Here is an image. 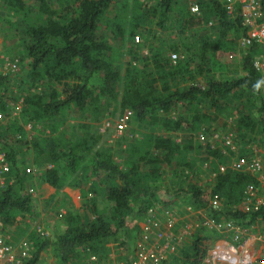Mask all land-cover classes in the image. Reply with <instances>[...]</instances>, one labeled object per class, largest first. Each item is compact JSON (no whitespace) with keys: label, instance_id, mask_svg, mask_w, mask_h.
Returning <instances> with one entry per match:
<instances>
[{"label":"trees","instance_id":"obj_1","mask_svg":"<svg viewBox=\"0 0 264 264\" xmlns=\"http://www.w3.org/2000/svg\"><path fill=\"white\" fill-rule=\"evenodd\" d=\"M0 1L4 3L8 13L20 17L19 22L9 21V25L17 29L24 25L20 32L22 42L25 43L24 57L29 67V76L32 81L41 84L39 90L26 94L22 99L23 115L27 116L29 122H33L35 132L38 128L53 123L67 110L79 114L84 110L95 111L97 103L115 98L119 92V84H122L121 110L107 119L113 122L123 116L125 109L130 110L131 116L123 130L130 131L128 138L134 137V129L131 131L129 125L133 122L153 125L161 121L163 129L190 132L199 128V131L201 126L199 127L198 122L209 118L206 115L198 116L197 108L201 103L216 108L212 118H216L228 107L234 113L230 112L228 117L234 120L233 138L237 135V142H234L238 150H230L223 142L227 157L248 160L258 150L264 173V95L260 73L252 66L254 55L259 49L257 46L242 49V74L239 76L221 79L211 71L214 66L212 56L216 53L231 57L229 52L238 45L237 39L244 29L243 15H227L220 0H198L199 15L190 14L184 0L179 7L175 0H158L149 15H157L161 19V25L165 24V20H170L169 17L173 18L180 35L176 37L168 33V38H176L169 43L173 48L169 47L168 50H180L181 58L173 64L168 57H163V50L156 47L151 50L150 71L144 67H126L123 73L107 54L111 49L107 37L113 40L120 37V23H114L113 20L109 27L104 24L105 30L98 24L100 19L109 14L111 7L116 11L113 16L115 18L120 13L118 8L126 0H123V4L121 0H70L57 8L51 7L47 0H33V14L38 17L37 21L29 18L32 11L26 10L23 0ZM144 7L145 4H142L140 9L143 10ZM202 13L208 16L204 15L203 18ZM133 19L132 27L135 29L139 24L144 30L141 23L147 26L150 18L146 16L140 19L134 16ZM210 20L213 22L212 26L207 25ZM203 23L206 25L205 30L210 31L209 34L198 40L194 39L195 35L189 31ZM133 28L130 29L132 42L135 36ZM232 31L234 35L230 38ZM137 32L141 35V30ZM139 42L135 43L140 44ZM7 81V72L1 70L0 84ZM35 85L31 82L28 87ZM178 104L184 110L181 115L175 119L162 117ZM3 116H12V119L17 120L5 101L0 100V118ZM107 119L99 123L101 132L113 129L104 125ZM8 121L9 119L4 120ZM87 126L86 122L77 120L69 131V144L61 154L55 149V143L51 147L45 143V139L33 141L34 135L31 139L28 138L33 141L31 146L27 139L28 133L20 129H16L8 138L0 131V151L5 152L12 167L11 173L15 177L13 183H7L0 190V232L16 240L23 231L30 229L40 213L34 204V188L26 182L35 173H27L24 161L16 160L17 142L26 149L33 146L39 148L28 165L34 169L42 168V164L50 165L51 167L43 169L42 175L45 174L46 181L56 188L66 181L58 166V161L64 158L67 176L74 178L69 185L79 191L81 198L77 208L70 203L71 205H65L67 211H56L59 213L56 217L59 228L46 223L47 227H52L49 236L30 232L33 255L26 264H36L41 252L47 249L54 255L55 264H89L91 257H97V261L102 263L112 260L133 261L137 245L135 242L143 232L140 223L145 224L150 211L161 214L165 206L176 207L175 199L181 194L188 196L194 210L201 209L209 216L219 217L222 223L253 224L260 228L264 226V206L258 211L249 212L241 205L246 187L258 184L251 173L231 170L221 172L217 168L210 188L201 187L195 182L186 187L179 185L168 191L166 185L159 180V171L164 165L172 164L174 160L186 165L184 158L189 159V154L194 149L204 150L208 155H222V151L218 150L222 141L217 143L218 139L214 141L207 136L206 142L202 143L197 136L194 135L196 140L190 135L185 142L176 140L180 142L176 143L167 133H149L142 142L135 139L127 145L122 165L114 160L113 153L106 149L95 150L88 144ZM207 128L209 127L205 131ZM251 142H255L252 145H256V148L247 146ZM145 144L146 149L143 148ZM57 146L62 150L59 144ZM176 156L183 157L176 159ZM190 161L189 159L188 163ZM101 197L105 202L102 208L98 207ZM214 199L219 201L220 208H212L210 201ZM177 214L181 216L182 212ZM126 217H134L132 229H128ZM183 224L184 219L181 218L174 224V231L181 235V241L169 263L198 264L210 241L218 237L221 229L203 225L184 230ZM129 235H134V242L128 239ZM113 242L114 250H110L109 244ZM114 251L115 258H109Z\"/></svg>","mask_w":264,"mask_h":264},{"label":"rangeland","instance_id":"obj_2","mask_svg":"<svg viewBox=\"0 0 264 264\" xmlns=\"http://www.w3.org/2000/svg\"><path fill=\"white\" fill-rule=\"evenodd\" d=\"M23 1L25 3L26 10L30 9L32 11V13L30 14L32 16L29 18L34 21L39 20L38 17L33 14L34 1ZM68 1L70 0H47L50 6L54 8H57L60 4H64ZM157 1L158 0H126V3L118 8L120 13H117V16L115 18H113V16L116 15V11L113 7H111L109 9V14L106 15L103 19L99 20L98 25L103 30H105L104 24L109 27L108 25H110L113 20H115L114 23H120V37L114 40L111 37H107V40L111 44V49L107 52V54L109 59L114 63V65L119 68L121 73H123L126 67H131L133 69L136 67H144L145 69H147V71H150L151 66L149 65V61L151 60V50L153 51L156 47L162 49L163 57H168L173 64L176 63L179 58H181V53H179L180 50L178 52L168 50L169 47L173 48L172 46H169V43L171 41H175L174 39H176H173V37L168 38V33L170 32L169 35H174L176 37L180 35L175 22L172 20L173 18L169 17L171 19L165 20V24L161 25V19L158 18L157 15H149V13L153 11ZM188 1L190 0H184L186 4L188 3ZM121 3L123 4V0H121ZM141 3L145 4L143 10L140 9V6H142ZM182 3L183 0H175V4L178 7L180 5L182 6ZM204 15L208 16L207 14L202 13L203 18L205 17ZM134 16H137L138 18L140 17V19H143L146 16L150 18L147 26H143V23H141V27L145 28L146 30H142L139 24L135 29L132 27V24L136 19V17L135 19H133ZM210 17H212V15ZM9 21L19 22L20 17L8 13L6 6H4V3L0 1V71H6L8 76V81L4 84H0V100L5 101L6 105L12 110V115H14V117H17V120L12 119V116H3L4 118H0V131L5 138L10 137L16 129H20L24 133H28L27 139H31L32 135H34L33 141L45 139V143L50 144L51 147L53 143H55V149L58 151L59 154H61L69 144L68 135L70 133L69 131L71 130V127L75 125L77 120H81L88 124V144L95 150L99 151L102 149H106L110 153H113L114 160H116V162L122 165L124 164V159L126 157L127 145L129 143L134 142L135 139H137L138 142H142L143 138L149 133L153 135L156 133H167L172 137V139L180 142H185V140L188 139L190 135H192V137L196 139L195 136H197L199 128L197 130L195 129V131L190 132L187 130L173 131L169 129H163L161 121L158 122L159 124L153 125H145L140 124L138 122H133L132 124H129L131 127V131L132 128L134 129V134H132V136L134 137L132 138H128L129 136H127V134H130V131L116 133L114 129H110V131L103 130L104 132H101L99 125L101 120L107 119V117H113L116 112L118 113L119 110H121L120 104L122 100V95L120 86L122 84H119V92L116 97L107 101L104 100L105 103H97L96 107H94L95 111L84 110V112L79 114V112L67 110L66 112L61 114L60 117H57L53 123H50L49 125H47V127L38 128L37 132H35V125L33 124V122H29L27 120V116L23 115L22 99L25 97L26 94H30L39 90L41 84H37V81H32V78L29 76V67H27L26 58L24 57L25 43L22 42V32H20L23 30L22 26L24 25H20L19 29H17L13 26H10ZM204 23L203 25L201 24L200 26L195 27L189 31V33L192 32L195 35L194 39L198 40L199 38H202V36L209 34L210 31L205 30L206 25L204 26ZM214 24H216L215 21ZM132 28L134 29V35H138L140 32L137 31L141 30V35L139 34L140 44H137L138 42H132L130 35V29ZM124 32H126L125 35ZM233 35L234 31L230 33L229 37L231 38L233 37ZM197 40H195V45H197ZM229 55L232 56L227 57L226 54L218 55L216 53L215 56H212L211 61L214 63V66L211 67V71L215 72L216 77H219L221 79H228L242 74L241 60L243 57V51L239 43L235 46L233 51L229 52ZM152 72H154V70H152ZM31 82L36 85L28 87V84H30ZM157 84L161 85L160 81H157ZM214 110H216V108H211L209 105L207 106L201 103L197 108L198 116L206 115L209 118H205L199 121L198 123H200L199 127L201 126V128L205 129L206 127H209L206 129L207 131H205L206 136H209L214 141L218 139L217 143L222 141L221 143H219L220 149H218L222 151H219L222 155H208L204 150L194 149L193 152L189 154V159L191 160L190 163H188L189 159L186 157L184 158L187 162L186 165L182 162L179 163L178 160L173 161V163L176 162L178 164L177 165L176 163H174V165H176L177 167H175L173 163L164 165L163 168H161L159 171L161 174L159 180L166 185L168 191L178 187L179 185H182V187H186V185H189V183L195 182H197L201 187L210 188L213 184L214 170H216L219 165L226 164L228 163V161L231 160V157H227V150L226 147L223 145V142L226 143V146L230 148V150L235 148V152H237L238 149L234 142L236 141L237 135H235V138H232L229 141V134H232V136L234 137L235 133L233 125L234 120L232 119V117H228L230 116V112L232 114L233 111H231L227 107L224 108L216 118H212L214 115ZM183 111L184 110L182 109L180 104H178L172 107L169 113H167L166 115L163 114L162 117L166 116V118L168 119H175L179 115H181ZM185 114L186 113H184V115ZM8 119V122H4V120ZM56 124H59V126H56ZM111 127L112 126H110L109 128ZM29 139L28 141L32 146L33 141ZM177 141L176 143H180ZM205 142L206 141H203L202 143ZM254 143L255 142H251L249 144L247 143V146L255 147L256 145H252ZM57 144L62 147V150H59L60 148H58ZM15 146H17L15 154V156L17 157L16 160L20 162L24 161V164H26V166L31 167L28 164H31L30 161L36 156L35 151L39 148H37V146H33L29 149H26L23 145H19L18 142L15 143ZM138 146L139 148L141 147V145ZM143 148L146 149L147 144H145ZM259 149L262 151L260 147ZM182 155L184 156L185 153H183ZM254 155L257 154H253V156ZM183 156H180L179 158L176 156L175 158L180 159ZM42 165V168H37L38 170L34 168L30 170V172L35 173V176H30V178L26 182L28 186L30 185L34 188V204L37 205L38 210L40 211L35 221L44 224V226L50 232L52 227H47L46 223L50 226L57 225L59 228V224L57 223L59 220L56 219V217H58V214L62 211H67L65 205L68 206L72 204L75 208H77L81 203V198L79 191L77 189H73L69 185V182H73L74 178L67 176L66 162L64 158H61L58 161V166H60L61 168L60 173L66 177V181L59 188H56L49 182H47V179L44 177L45 174L42 175L43 169L51 166L44 164ZM55 167H57V163L55 164ZM246 172L251 173L249 171ZM87 173H89V171ZM251 174L253 176L256 175L255 173ZM90 183L91 182H88V184ZM98 201V207L102 208V206L105 204L104 199L101 197ZM174 204H176V207L165 206L164 209L161 211V214L165 217L167 215H170L177 217L178 219H184V230L203 226L202 222L204 221V216H206L207 214H200L197 211L194 212V209L190 205L191 203L187 195H179L175 199ZM175 208L177 211L175 210ZM56 211L59 213H56ZM179 211L182 212L181 216H178L177 214V212ZM212 218L215 221V224L222 226V228L218 231V237L211 240L209 245L218 240H231L233 235V238H236L235 235L241 236L245 232H247L245 230L247 225L245 224H242V227L235 229L234 225H228L226 222L222 223L219 217L216 218L212 216ZM126 221L128 229L129 227L130 229H132L133 225L135 224L134 217H126ZM142 224L143 223H140L141 226ZM30 232V229H26L22 232L21 235L18 234V238H28V236H31ZM254 233L257 236H263L262 238L264 240V226H262V228H260V226H256L254 229ZM133 238L134 235L128 236V239H131L134 242ZM237 238L238 239L235 241L236 243L241 242L243 240L241 237ZM257 242L258 241H256V244H258ZM109 247L111 248L110 250H114V242L113 244H109ZM258 248L260 247L258 246ZM115 256L116 253L114 251L111 252L109 258H115ZM36 264H55L54 255L48 249L43 250Z\"/></svg>","mask_w":264,"mask_h":264},{"label":"built area","instance_id":"obj_3","mask_svg":"<svg viewBox=\"0 0 264 264\" xmlns=\"http://www.w3.org/2000/svg\"><path fill=\"white\" fill-rule=\"evenodd\" d=\"M226 13L233 17L236 14L243 15L244 24L243 31L238 38V43L242 49L246 50L251 46H257L259 51L254 55L252 60L253 68L260 73L262 81V91L264 95V0H220ZM190 14L199 15L200 8L196 0H190L187 3ZM208 26H212L213 22H207ZM140 41V35L134 36V42ZM131 116V112L125 109L121 118H116L112 122L107 119L104 122L106 126H112L116 133H122L126 127V121ZM200 142L206 141L207 136L204 128L197 133ZM229 134V141L232 139ZM226 145V143H224ZM228 144V143H227ZM235 149V148H234ZM257 155L251 159L233 158L226 164L218 166L221 172L231 170L255 173L254 175L258 184H250L246 187L244 198L241 205L249 212L258 211L264 206V173L262 170L261 156L256 150ZM32 167L27 166L25 171L30 172ZM12 167L7 160L4 151H0V190L7 183H13L15 177L11 173ZM212 208H220L218 200L210 201ZM190 209V208H189ZM203 213L201 209L194 212ZM178 218L167 215L166 217L155 211H150L146 218L145 224H142L143 232L136 240V254L133 261L130 262H104L97 261V257H91L89 264H171L170 257L177 252V244L181 241V235L174 231V224ZM203 225L211 227L215 226L221 229L222 226L216 225L212 216H204ZM228 225H234L227 222ZM243 225H234L235 229ZM2 223L0 222V229ZM254 225H247L246 231L241 236H236L231 240H218L207 247L204 255L198 264H264V240L263 236L254 233ZM31 231H35L40 236H49L50 232L45 226L39 222H34L30 227ZM241 237L243 240L236 243L235 241ZM256 241H258L256 244ZM258 246L260 248H258ZM32 239L28 236L13 240L10 236L0 232V264H26L33 255Z\"/></svg>","mask_w":264,"mask_h":264}]
</instances>
